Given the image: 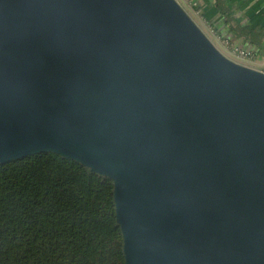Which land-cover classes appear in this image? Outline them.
<instances>
[{"label":"water","instance_id":"95a60500","mask_svg":"<svg viewBox=\"0 0 264 264\" xmlns=\"http://www.w3.org/2000/svg\"><path fill=\"white\" fill-rule=\"evenodd\" d=\"M114 184L127 264H264V71L177 0H0V164Z\"/></svg>","mask_w":264,"mask_h":264},{"label":"trees","instance_id":"16d2710c","mask_svg":"<svg viewBox=\"0 0 264 264\" xmlns=\"http://www.w3.org/2000/svg\"><path fill=\"white\" fill-rule=\"evenodd\" d=\"M123 246L110 178L52 152L0 164V264H127Z\"/></svg>","mask_w":264,"mask_h":264},{"label":"crops","instance_id":"0c3cea01","mask_svg":"<svg viewBox=\"0 0 264 264\" xmlns=\"http://www.w3.org/2000/svg\"><path fill=\"white\" fill-rule=\"evenodd\" d=\"M197 4L196 10L202 14V19L221 31L223 40L233 39L229 46L231 52L237 49L252 51V57H243L244 65L264 71V0H192ZM219 1L222 10L216 4ZM191 3V1H190ZM226 12L227 14L223 13ZM231 27L244 32L252 29V38L237 36ZM228 42V40H226ZM229 43V42H228ZM239 55V53L237 52Z\"/></svg>","mask_w":264,"mask_h":264},{"label":"rangeland","instance_id":"374dc122","mask_svg":"<svg viewBox=\"0 0 264 264\" xmlns=\"http://www.w3.org/2000/svg\"><path fill=\"white\" fill-rule=\"evenodd\" d=\"M181 5L187 10V12L191 15V17L196 21V23L201 27V29L208 35V37L212 40V42L230 59L241 63L243 61V57L238 55L237 52L233 53L230 51V44L221 38H219L216 32L210 27L208 23H206L202 19V14L199 13L195 8L197 4H194L192 0H177ZM191 1V3H190ZM243 64V63H241Z\"/></svg>","mask_w":264,"mask_h":264},{"label":"built area","instance_id":"2783aa9c","mask_svg":"<svg viewBox=\"0 0 264 264\" xmlns=\"http://www.w3.org/2000/svg\"><path fill=\"white\" fill-rule=\"evenodd\" d=\"M239 55H241L242 57H252V51L250 50H245V49H237Z\"/></svg>","mask_w":264,"mask_h":264}]
</instances>
